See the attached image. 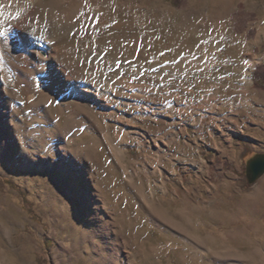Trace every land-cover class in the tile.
Returning <instances> with one entry per match:
<instances>
[{"label":"rangeland","instance_id":"rangeland-1","mask_svg":"<svg viewBox=\"0 0 264 264\" xmlns=\"http://www.w3.org/2000/svg\"><path fill=\"white\" fill-rule=\"evenodd\" d=\"M59 2L48 0L39 17L53 8L68 15L70 7ZM114 2L120 10L107 12L108 21L86 37L79 57L111 69L108 57L117 41L137 36L135 50L128 47L122 56L132 54L147 74L123 70L119 79L135 84L134 90L111 91L120 101L139 97L157 115L141 119L138 106L121 105L117 117L102 124L85 105L82 122L70 118L74 102L56 114L64 73L51 65L73 68V58L63 53L44 69L35 58L31 72L21 75L18 88L26 89L27 106L20 112L0 76V264H264V187L253 192L264 175L255 185L246 176V159L264 152V89L253 76L264 65V0ZM31 28L42 34L37 18ZM185 59L190 64L177 67ZM49 70L57 75L54 91L38 95L32 78ZM34 110L46 112L45 119L35 121L29 115ZM105 124L125 152L108 145ZM126 126L139 134L129 138ZM78 128L85 131L72 140ZM42 130L47 134L37 143L34 133ZM23 137L31 144L28 153ZM54 141L60 147L49 150ZM189 141L190 154L181 155ZM46 158L50 164L41 167Z\"/></svg>","mask_w":264,"mask_h":264},{"label":"bare ground","instance_id":"bare-ground-1","mask_svg":"<svg viewBox=\"0 0 264 264\" xmlns=\"http://www.w3.org/2000/svg\"><path fill=\"white\" fill-rule=\"evenodd\" d=\"M47 1L48 0H0V76L2 77L1 82H2V86L5 88V90L12 93L13 95H15L18 99L14 104V106H15L14 108L16 109V111L20 112L21 109H24L27 106V103L23 100V97H22V95L24 93H26V89L25 88L24 89L18 88V85H20V82L22 80V78L20 80L21 75L26 74V73L28 74V72H31L30 68L32 67L33 63L36 62L37 59L40 60V62L42 63V67L44 69V68H46V62L48 61V59H50V60L53 59L57 53H63L65 55L69 56V58H73V62H72L73 68L69 69L68 67H66V65L65 66L61 65L60 67L58 66V64H57V66L51 65V66H54L56 71H58V69H61L62 73H64L63 82L59 83V81H58L60 87L64 88L65 90L61 94L60 98L58 99V101L55 104L56 105V109H55L56 114L62 115L63 112L65 111V109L68 106L72 105L74 102L75 107H74V110L72 109L73 112H72L70 118H76V119L79 118L82 122L86 121V117L83 116V114L81 113L80 110L83 107H85V105H88L92 115L95 117V119L98 121V123H102V124L105 123V121L108 120V118L111 119V117H114V116L117 117V114L120 111L119 107L121 105H126V106L136 105V106H138V115L137 116L141 117V119H144L145 117L147 119V117H151V116L156 117L157 114H155V112L153 110H151L150 108L144 107L143 105L140 104L139 97L130 98V99L128 98L127 100L120 101L112 92L113 90L111 91V88H113L115 90H116V88H118V90L123 89L124 91L125 90L126 91L134 90L135 84L132 85L131 83L123 81L121 78L119 79L120 72H122L123 70L132 69V67H137V68H139L140 72L143 71L142 67H139L132 62V60H134L135 58L133 57L134 59H132L131 53H130L131 55L122 56V53H123L122 51H124L125 49H128V47H129V49L135 50V48H136V39L135 38L137 36L134 37V35L133 36L130 35L129 38H127V36H126L127 44H122L121 42L117 41L116 44H118V47H116V48L114 47L117 52L113 53L112 55H110L108 57L109 60L113 61V68H111V69L107 66L106 67L105 66H95L97 63H95V65L92 62L89 64L88 62L81 60L79 57V52L82 49L86 48V44H85L86 37L91 32H94L95 29H97L99 27H103L105 25V23L108 21L109 17L107 15L108 14L107 12L112 13V12H118L120 10L117 6H115L116 0H115V2L113 0H91V1H93L94 6H93V4L91 5L90 3L85 2V0H60L59 5L61 7H67V8L70 7L67 10L68 15L64 16V15L60 14L62 11L59 13L57 9L53 8L52 10H48L44 16L39 17V14L42 12V9L45 6L44 4H46ZM83 2H85L89 6L91 5L93 7L87 8V7H85L86 5L84 6ZM113 2L115 4H113ZM120 8H122V7H120ZM170 10L172 12H175V10L172 8H170ZM111 17H112V15H111ZM36 18H37V21L42 26V29H41L42 34L41 35L36 34L34 32V30L31 28V22H32V20H34ZM25 24H27L28 26H27V28H24L22 31H15L14 30L15 26L18 27L20 25H25ZM98 30H100V29H98ZM127 32H128V29H127ZM99 33H101V32H99ZM90 35H92V33ZM125 35H127V34H125ZM125 35H124V37H125ZM71 38L75 39V41L74 40L70 41ZM86 42H87V40H86ZM113 43L115 44V42H113ZM209 44H211V43H209ZM249 45L251 46V44H249ZM138 47H139V45H138ZM95 49H97V48H95ZM144 50H145V48H144ZM105 51H106V49H105ZM98 52H96V53L100 54V51H98ZM103 53L105 54L106 52H103ZM65 55H64V57H65ZM108 55L106 54V56H108ZM142 55L143 54L141 53V56ZM103 56H105V55H103ZM40 57H41V59H40ZM137 57H138V55H137ZM35 58H37V59H35ZM255 60H260V57H258V56L253 57V58H251V60H249V62H247L248 64L246 63L247 65L245 64L246 65L245 68L248 69V71H251L252 69H254V63H255L254 61ZM189 64H190V62L185 59V60L181 61L179 64H177V67L185 68ZM128 72H130V71H128ZM132 73H131V75H132ZM142 73H143V76H144V74H147L144 71ZM129 74L130 73H128L127 75H129ZM78 76H80V77H78ZM81 76L84 78H81ZM56 77H57V75H55L50 70L48 72L40 71L39 74L34 75L32 78V83L34 85L33 90L36 93H38V95H41V96L48 94L50 91H52L54 89V85L57 82ZM87 78H89L91 80H88ZM76 81H81V82H76ZM250 82H251L250 78H247V84H249ZM114 92L118 93V91H114ZM209 104H211V103H209ZM17 105H19V106H17ZM179 109L180 108L175 107L174 105H171L172 111H178ZM211 110H212V108H211ZM212 112H213V110H212ZM45 114H46V112H44L42 110H40V111L34 110L32 112H29V115L35 121H37V120L41 121L44 118ZM190 114H192V113H190ZM31 117H28V118H31ZM160 117L157 116V118L160 121L166 123V119L160 118ZM118 120H120V119H118ZM20 122H22V121L20 120ZM140 123H142V122H140ZM156 123H159V121L157 122V120H156ZM197 123H198V121H197ZM169 125H170V123H169ZM180 125H181V123H180ZM101 126H103V125H101ZM106 126L107 127H106L105 136L107 137L108 145L111 146V148H113L115 152L121 153L123 150L121 151L119 146L117 144H115L116 143L115 139L110 134L111 129H112V125L108 124ZM163 126H165V124H162L160 127H163ZM88 127L90 128V126H88ZM126 127H127L126 132L128 134L127 136H129V138H130V136H132V135L134 136V134H139V132H140L139 128H137V127H128V126H126ZM183 128H184V126H183ZM86 130H88V129H86ZM179 130H181V129L179 128ZM200 130H201V128H200ZM84 131H85L84 129L78 128L72 134L73 135L72 140H77L79 135L82 134ZM147 131L148 130H146V132ZM187 131L188 130L185 127V129H183L182 133H184L185 135H188ZM89 132L92 135H95L96 130L92 126V129L90 128ZM163 132H162V134H163ZM178 133H180V132H178ZM44 134H47L46 130H42L41 132L38 131L37 133L35 132L34 136L42 137ZM150 136L152 137L151 134H150ZM40 137H37L36 138L37 141H35V142L38 143L40 140L39 139ZM123 137H124V135H123ZM141 137H142V135H141ZM153 137H155V135ZM156 137H159V135ZM162 137H165V136H162ZM177 137H178V135H177ZM98 138H100V137H98ZM118 138H119V136H118ZM124 139H126V138L124 137ZM131 139H132V137H131ZM156 139H158V138H156ZM137 140H139V139H137ZM22 141H23V146H24L25 152L28 153V151L31 147V144L27 141L26 137H23ZM118 141H120V138ZM99 142H100V140H99ZM170 142H172V141H170ZM174 142L175 141L173 140L172 145L175 147ZM37 143L36 144L34 143L35 147H36ZM141 143L144 144L142 141H141ZM162 146H163L162 151L163 150L166 151L168 149L167 145H162ZM191 146L192 145H191L190 141L187 144H184L182 147L180 146L181 149H179V150H181V155L182 154L183 155H189L190 152H189L188 148H190ZM58 147H60V144H58V142L54 141V143L51 144V146L49 147V150L50 149L51 150L56 149ZM107 149H108V146H107ZM47 152L49 153V151H47ZM123 152H125V151H123ZM166 152H168V151H166ZM171 152H173V151H171ZM124 154H126V153H124ZM177 154L178 153H176V156H177ZM109 155H111V154H109ZM114 158H116V157L114 156ZM166 158H168V157H166ZM166 158H164V159H166ZM191 159L195 160V162L198 160L196 151H194ZM79 160L81 162H83V158H81ZM123 160H124V158H123ZM178 160L180 161L181 159H178ZM184 160H187V159H184ZM147 162H148V160H147ZM177 163H178V161H177ZM49 164H50V160L46 158L45 161L41 164V167L47 166ZM170 164H172V163H170ZM24 166L34 167V165L30 162H25ZM109 169H111V168H109ZM263 187H264V181L253 192H259L260 190L263 189Z\"/></svg>","mask_w":264,"mask_h":264},{"label":"water","instance_id":"water-1","mask_svg":"<svg viewBox=\"0 0 264 264\" xmlns=\"http://www.w3.org/2000/svg\"><path fill=\"white\" fill-rule=\"evenodd\" d=\"M264 175V152L252 153L246 159V176L250 185H255Z\"/></svg>","mask_w":264,"mask_h":264},{"label":"trees","instance_id":"trees-1","mask_svg":"<svg viewBox=\"0 0 264 264\" xmlns=\"http://www.w3.org/2000/svg\"><path fill=\"white\" fill-rule=\"evenodd\" d=\"M180 1V0H177ZM255 79V86L264 89V65H258L253 73Z\"/></svg>","mask_w":264,"mask_h":264}]
</instances>
